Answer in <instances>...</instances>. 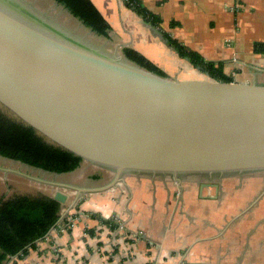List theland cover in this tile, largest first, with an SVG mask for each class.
Listing matches in <instances>:
<instances>
[{
    "label": "water",
    "instance_id": "95a60500",
    "mask_svg": "<svg viewBox=\"0 0 264 264\" xmlns=\"http://www.w3.org/2000/svg\"><path fill=\"white\" fill-rule=\"evenodd\" d=\"M203 73L211 81L159 76L22 0H0V105L50 144L114 173L97 189L24 174L76 197L115 189L126 175L180 182L264 173V86ZM59 189L52 199L63 204Z\"/></svg>",
    "mask_w": 264,
    "mask_h": 264
},
{
    "label": "crops",
    "instance_id": "0c3cea01",
    "mask_svg": "<svg viewBox=\"0 0 264 264\" xmlns=\"http://www.w3.org/2000/svg\"><path fill=\"white\" fill-rule=\"evenodd\" d=\"M89 1L109 26V39L117 47L134 50L172 80L200 79L202 73L179 57L169 43L155 37L142 23L146 21L142 14L124 0ZM135 1L158 20L155 27L166 40L177 42L207 62L222 63L224 74L234 83L264 86V0ZM111 180L82 186L54 183L97 189ZM148 180L139 183L125 176L115 189L79 197L75 191L62 188L71 204L68 209L73 204L79 206L73 214L80 218L67 229L62 209L56 227L35 248L8 261L264 264V204L255 203L264 191L258 196L253 185L243 187V179ZM103 221H110L112 227Z\"/></svg>",
    "mask_w": 264,
    "mask_h": 264
},
{
    "label": "trees",
    "instance_id": "16d2710c",
    "mask_svg": "<svg viewBox=\"0 0 264 264\" xmlns=\"http://www.w3.org/2000/svg\"><path fill=\"white\" fill-rule=\"evenodd\" d=\"M87 28L99 36L108 35L105 23L89 0H56ZM127 6L142 14L143 18L157 27L158 20L146 13L135 0H124ZM167 39V38H166ZM169 46L177 55L187 59L195 68L207 72L217 81L231 83L223 72L222 63L207 62L199 54L185 49L168 39ZM126 59L162 77L166 75L150 61L132 49L124 48ZM0 157L52 174H65L76 170L82 160L42 140L28 126L18 124L0 115ZM60 204L51 198L15 196L8 200L0 197V264L10 258L22 256L36 247L57 225ZM103 223L112 227L110 221Z\"/></svg>",
    "mask_w": 264,
    "mask_h": 264
},
{
    "label": "rangeland",
    "instance_id": "374dc122",
    "mask_svg": "<svg viewBox=\"0 0 264 264\" xmlns=\"http://www.w3.org/2000/svg\"><path fill=\"white\" fill-rule=\"evenodd\" d=\"M22 1L27 4H30L32 8L46 15L54 23H56L59 26H62L68 31L73 32L76 36L85 40L92 46L99 47L109 54L123 55L122 53L123 47L122 48L121 46L117 47L115 42L109 39L108 36L109 30H108V35L106 37L95 34L89 28L83 25L81 21H79L76 17H74L67 9H65L62 5H60L56 0H22ZM201 73L202 74H199L200 79L194 81H209V80L211 81V79L205 76L203 72ZM0 115H2L4 118L8 120L14 121L18 124H23L25 126L24 123H22L14 114H12L10 111L5 109L2 105H0ZM37 135L40 136L43 141L50 144L41 135H39L38 133ZM6 171H9V173H7ZM12 171L19 172L21 174L19 175L14 174ZM24 174H27L35 179H40L41 181L44 180L47 182L52 181V182H62V183L70 182L80 186L86 183L103 184L105 182H108V180H110L111 177L114 175V173L111 171L104 170L87 162H81L76 170L55 176L52 173L41 171L37 168L24 165L17 161L8 160L3 157H0V197L4 198V200H8L15 196H29L33 198L45 197L52 199L55 191L59 189L49 186L44 182H37L35 180L28 179ZM95 175H98L97 179L92 178V176ZM126 177L130 179H136V181L139 183L142 181H149L148 180L149 178H144V177H133L128 175ZM228 178L234 180L243 179L242 182L245 184L243 187H246V184L253 185L251 186V188L256 189L257 193L259 192L258 196L262 191H264V173L246 174L241 177L233 176L224 179H228ZM193 181H198V180H193ZM186 184H190V182H186ZM59 190L61 191L62 189L60 188ZM66 193L71 194V192L69 191H66ZM258 199L260 200L257 201ZM257 200L255 203L262 202L261 205H263L264 194H261L257 198ZM69 204H70L69 200H67L63 204H60V215L62 214L61 210L62 209L65 210L63 222L66 225L67 229L71 228L73 224H75L77 220L80 218L78 215H75V213L73 214V212H75L76 210V207L79 206L75 205L72 206L70 209H68ZM79 204L81 203L78 202L77 205ZM5 264H10V262L7 261Z\"/></svg>",
    "mask_w": 264,
    "mask_h": 264
},
{
    "label": "bare ground",
    "instance_id": "6f19581e",
    "mask_svg": "<svg viewBox=\"0 0 264 264\" xmlns=\"http://www.w3.org/2000/svg\"><path fill=\"white\" fill-rule=\"evenodd\" d=\"M127 176V175H126ZM113 177H114V175L112 176V179H113ZM176 182H178V180H175ZM122 183V182H121ZM121 183H118V185H117V187L119 186V184H121Z\"/></svg>",
    "mask_w": 264,
    "mask_h": 264
},
{
    "label": "built area",
    "instance_id": "2783aa9c",
    "mask_svg": "<svg viewBox=\"0 0 264 264\" xmlns=\"http://www.w3.org/2000/svg\"><path fill=\"white\" fill-rule=\"evenodd\" d=\"M236 63L241 64V65H245L243 62H236Z\"/></svg>",
    "mask_w": 264,
    "mask_h": 264
},
{
    "label": "flooded vegetation",
    "instance_id": "af4514ba",
    "mask_svg": "<svg viewBox=\"0 0 264 264\" xmlns=\"http://www.w3.org/2000/svg\"><path fill=\"white\" fill-rule=\"evenodd\" d=\"M210 180H212V179H210Z\"/></svg>",
    "mask_w": 264,
    "mask_h": 264
}]
</instances>
